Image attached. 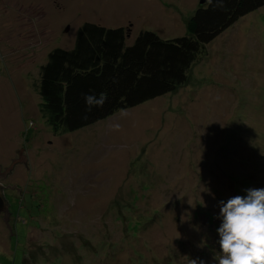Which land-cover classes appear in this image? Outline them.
I'll return each instance as SVG.
<instances>
[{
	"label": "rangeland",
	"instance_id": "rangeland-1",
	"mask_svg": "<svg viewBox=\"0 0 264 264\" xmlns=\"http://www.w3.org/2000/svg\"><path fill=\"white\" fill-rule=\"evenodd\" d=\"M197 4L0 0V166L21 148L26 167L1 182L18 192H3L11 234L0 215V264H70L62 246L78 243L87 264H185L217 245L221 200L264 188V7L204 45L170 93L56 136L39 116V67L50 50L71 49L83 23L122 27L128 45L140 31L172 39ZM32 184L45 187V216L27 205ZM139 222L147 227L122 245V229Z\"/></svg>",
	"mask_w": 264,
	"mask_h": 264
},
{
	"label": "trees",
	"instance_id": "trees-1",
	"mask_svg": "<svg viewBox=\"0 0 264 264\" xmlns=\"http://www.w3.org/2000/svg\"><path fill=\"white\" fill-rule=\"evenodd\" d=\"M261 7H264V0H202L201 4L198 0L196 10L186 22L185 35L163 40L153 32L140 31L130 45L126 44L128 36L122 27L105 28L83 23L76 31L72 48L50 50L45 64L39 67L35 89L39 116L48 132L56 136L74 132L115 112L170 93L183 83L188 68L200 56L204 45L239 18ZM86 97L91 98L87 103ZM30 189L27 205L36 203L37 207L33 208L36 216L47 215L45 187L32 184ZM19 199L17 208L21 207L22 196ZM140 227L147 226L139 222L132 223L128 229L124 227L126 242L121 244L129 245L127 240L134 238ZM214 235L217 238L215 247L206 244L197 253L186 254L183 263L202 261L200 255L212 252L218 257L219 236L218 233ZM62 248H65L64 255L74 253L77 257L70 264H87L83 260L88 250L84 249V243L67 244ZM48 250L56 252L54 248ZM30 254L34 256V253ZM60 259L42 258L37 263L62 264ZM170 264L179 263L174 259Z\"/></svg>",
	"mask_w": 264,
	"mask_h": 264
},
{
	"label": "clouds",
	"instance_id": "clouds-1",
	"mask_svg": "<svg viewBox=\"0 0 264 264\" xmlns=\"http://www.w3.org/2000/svg\"><path fill=\"white\" fill-rule=\"evenodd\" d=\"M90 99L86 97V103ZM245 192L246 195L219 202L220 252L214 257L218 264H264V188Z\"/></svg>",
	"mask_w": 264,
	"mask_h": 264
},
{
	"label": "water",
	"instance_id": "water-1",
	"mask_svg": "<svg viewBox=\"0 0 264 264\" xmlns=\"http://www.w3.org/2000/svg\"><path fill=\"white\" fill-rule=\"evenodd\" d=\"M202 3V0H199V4ZM21 148L19 151H14L16 153V158L12 159L10 164L5 167L4 169L1 168L0 166V182L2 180H4L9 174L10 172L12 171L13 167L17 164H23V167H24V162H25V159H24V155L21 153ZM26 169V167H24ZM13 187L12 186H8V189H12ZM5 187L0 183V214H1V220L3 223L6 224L7 226V229L9 231V235L11 234V231L8 227V218H9V205L7 203V201H5V198H4V195H3V191H4Z\"/></svg>",
	"mask_w": 264,
	"mask_h": 264
},
{
	"label": "flooded vegetation",
	"instance_id": "flooded-vegetation-1",
	"mask_svg": "<svg viewBox=\"0 0 264 264\" xmlns=\"http://www.w3.org/2000/svg\"><path fill=\"white\" fill-rule=\"evenodd\" d=\"M14 167H15V166H14ZM14 167H13V169H14ZM2 169H4V167H3ZM13 169H12V171H13ZM12 171L10 172V174H12ZM10 174H9V175H10ZM9 175H8V176H9ZM8 176H7V177H8ZM7 177H6V178H7ZM6 178H5V179H6ZM5 179H4V180H5ZM4 180H2V181H4ZM2 181H1V182H2ZM1 182H0V183H1ZM6 186H11V185H6ZM16 187H17V186H16ZM7 190H9L10 192H11V191H12V192H13V191L18 192V187H17V188H14V189H12V190H11V189H8V188H5L3 192L5 193ZM20 195H21V194H20ZM4 198H5V196H4ZM13 200H15V199H13ZM16 201H17V200H16ZM8 210H9V208H8ZM0 215H1V214H0ZM10 216H11V215H9V218H8V219H10ZM1 221H2V220H1ZM4 224H5V223H4ZM5 226H6V224H5Z\"/></svg>",
	"mask_w": 264,
	"mask_h": 264
}]
</instances>
